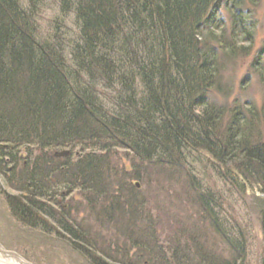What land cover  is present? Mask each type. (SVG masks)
Returning a JSON list of instances; mask_svg holds the SVG:
<instances>
[{
    "label": "trees",
    "instance_id": "obj_1",
    "mask_svg": "<svg viewBox=\"0 0 264 264\" xmlns=\"http://www.w3.org/2000/svg\"><path fill=\"white\" fill-rule=\"evenodd\" d=\"M47 1L58 15L43 36ZM70 16L76 34L65 40L60 24ZM245 17L242 0H0V176L17 193L5 198L14 220L28 229L51 221L91 264H245L246 230L222 216L196 174L223 165L224 184L264 193V103L219 106L212 95L231 96L223 73L249 56ZM250 67L264 85V64ZM162 180L181 185L226 254L201 245L196 223L174 221L166 235L155 223L136 236V211L125 209L148 203L131 182L159 189ZM122 190L118 211L111 204ZM76 191L106 199L98 220L125 218L114 228L142 257L79 235L75 210L62 207ZM252 198L264 228V198Z\"/></svg>",
    "mask_w": 264,
    "mask_h": 264
},
{
    "label": "rangeland",
    "instance_id": "obj_2",
    "mask_svg": "<svg viewBox=\"0 0 264 264\" xmlns=\"http://www.w3.org/2000/svg\"><path fill=\"white\" fill-rule=\"evenodd\" d=\"M242 7L246 14L245 23H252L253 42L252 44L243 45L244 47H250L249 56L239 59L234 68H228L223 73L225 85L232 88L231 96L225 99L217 94L212 95L213 100L219 106H231L236 99L240 104L252 103L260 109L264 103V85H262L257 74L252 71L250 65L254 61L264 64V0H242ZM57 10L54 3L51 1L46 2L39 18L40 31L43 36L48 35L52 30L53 21L58 15ZM220 18L228 25V15L224 10L220 11ZM62 24H60V29L63 31L65 40L68 39L67 37H74L76 26L73 17L70 16ZM58 25L57 23L55 26ZM260 131L262 142H264V125ZM65 153L67 152H57L55 156H66ZM73 153L74 157H77L79 154L78 149L74 150ZM118 154L120 155V164L129 172L131 168L130 156L125 157V153L122 151H119ZM215 167L217 168L216 171L211 167L205 168V170L203 167H197V181L204 184L217 201L222 202L223 209L220 210L222 216L229 220L232 218L241 229L246 230L248 247L245 264H264V228L260 222L257 206L252 198H264V193L258 186L251 184V182H245V191L243 194H239L230 184H224L217 174V170L223 173L227 168L217 164H215ZM117 175L120 176L121 173ZM222 176L224 175L221 174V178ZM138 184L140 189H136L134 182H131V185L139 192L138 198L141 199L142 197L148 204L146 206H134V208L129 207L125 209L127 213L124 216L136 211L139 225L151 226L157 223L162 234L165 235L170 231L171 223L174 225V221L182 223L183 227L189 230L192 224L196 223L195 226L200 233L201 245L206 249H214L218 254H226L220 238L214 234L209 223L200 215L199 209L187 199L180 184L170 185L162 180L159 189L155 185L149 187L143 183ZM16 194L14 190L5 187L3 177L0 176V255L3 258H15L23 264H91L89 255L82 254L78 248L81 246L76 244L77 247H74L71 245V242L67 240V236H64L61 230L51 221L46 220L41 229H28L17 223L11 216L5 200L6 195ZM127 194V191L124 190L120 192V195L118 194L119 197L115 193L118 198L111 205L119 211L123 208V202L126 201ZM105 200L95 201L92 196L76 191L64 200L62 207L64 210H75L72 221L79 227L77 229L79 235L86 233L92 241H99L98 245L104 246L105 244V246L112 247L113 251L116 249L119 251L125 250L127 253V247H130L128 242L126 243L124 237L118 234L114 228L115 223L121 225L123 222L126 223V219L123 218V221L120 220L119 222L117 220L113 224H107L109 222L105 220H98L99 214L101 216L102 210L107 206ZM150 203H152L153 208H151ZM229 225L230 223H227V228ZM129 253H133V250H130ZM112 256L118 262L124 260L121 255L116 256L114 252ZM133 256L132 259L134 260L135 257L141 256V254L135 252Z\"/></svg>",
    "mask_w": 264,
    "mask_h": 264
},
{
    "label": "flooded vegetation",
    "instance_id": "obj_3",
    "mask_svg": "<svg viewBox=\"0 0 264 264\" xmlns=\"http://www.w3.org/2000/svg\"><path fill=\"white\" fill-rule=\"evenodd\" d=\"M147 226V225H139V223H136L135 227H134V233L136 234V236H139L140 234L143 235L144 233V227ZM133 231V230H132ZM131 231V232H132ZM137 243V242H136ZM128 245L130 247H127L128 248V252L127 254L129 253L130 250H133V253H129V258H132L134 257L133 254L135 252H140V249L139 247H136V245H134L130 240L128 241ZM121 251V250H120ZM123 251V250H122ZM125 251V250H124ZM123 253V252H122ZM126 253V251L124 252ZM140 257V256H139Z\"/></svg>",
    "mask_w": 264,
    "mask_h": 264
},
{
    "label": "bare ground",
    "instance_id": "obj_4",
    "mask_svg": "<svg viewBox=\"0 0 264 264\" xmlns=\"http://www.w3.org/2000/svg\"><path fill=\"white\" fill-rule=\"evenodd\" d=\"M0 264H23L20 260L15 258H3L0 255Z\"/></svg>",
    "mask_w": 264,
    "mask_h": 264
},
{
    "label": "water",
    "instance_id": "obj_5",
    "mask_svg": "<svg viewBox=\"0 0 264 264\" xmlns=\"http://www.w3.org/2000/svg\"><path fill=\"white\" fill-rule=\"evenodd\" d=\"M67 155V153H65ZM134 186L136 189H140V185L137 182H134Z\"/></svg>",
    "mask_w": 264,
    "mask_h": 264
}]
</instances>
